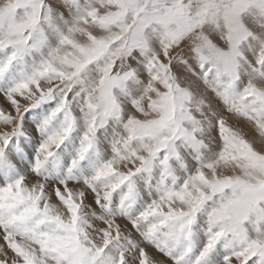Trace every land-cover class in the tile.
Listing matches in <instances>:
<instances>
[{
    "label": "snow or ice",
    "instance_id": "snow-or-ice-1",
    "mask_svg": "<svg viewBox=\"0 0 264 264\" xmlns=\"http://www.w3.org/2000/svg\"><path fill=\"white\" fill-rule=\"evenodd\" d=\"M74 6L0 0V264H264V182L218 177L196 139L123 134L60 70Z\"/></svg>",
    "mask_w": 264,
    "mask_h": 264
},
{
    "label": "rangeland",
    "instance_id": "rangeland-1",
    "mask_svg": "<svg viewBox=\"0 0 264 264\" xmlns=\"http://www.w3.org/2000/svg\"><path fill=\"white\" fill-rule=\"evenodd\" d=\"M194 1L199 4L191 5ZM43 3H52L58 15L64 0ZM260 5L264 7V0H76L71 16L65 13L70 25L60 24L64 42L58 47L67 62L58 67L79 77L86 100L97 106L110 101L117 120L126 126L120 128L123 134L132 129L143 138L155 131L161 141L196 139L218 177L256 185L264 182V171L253 166L264 158V73L255 68L264 69V57L259 55L257 65L250 54L246 63L252 78H243L246 70L236 47L242 37L253 47H264L262 32L242 18ZM218 9H227L235 30L229 38L221 31L226 42H234L231 50L219 40L221 23L217 31L206 29L213 19L209 12ZM48 16L45 8V20ZM163 27V35L174 38H161ZM211 57L219 62L211 64ZM227 86L232 89L228 95ZM218 121L232 145L227 161L218 159L225 147ZM191 147L181 143L189 157ZM205 171L212 179L213 171Z\"/></svg>",
    "mask_w": 264,
    "mask_h": 264
},
{
    "label": "crops",
    "instance_id": "crops-1",
    "mask_svg": "<svg viewBox=\"0 0 264 264\" xmlns=\"http://www.w3.org/2000/svg\"><path fill=\"white\" fill-rule=\"evenodd\" d=\"M230 9H232V8H230ZM257 10H248L245 14H244V16L242 17V15L240 14V19H241V17L244 19L245 18V22H246V18L248 17L249 18V22L251 23V25L253 24V25H255V27H257V30H259L258 32H262V36L264 37V14H263V12H261L260 11V9L261 10H264V7L263 6H261L260 5V9L259 8H256ZM233 10H231L230 12H229V16H230V18H231V12H232ZM210 14H211V16L213 15V19L209 22V25L207 26V28L206 29H208L209 28V26H210V30L212 29V31H217V25H218V22L219 23H221V27L219 28V31L221 32V31H223V30H226L227 32H228V35H226V37L227 38H229V37H231V35L233 34V31H235L234 30V28H233V24H231L230 23V20H229V18L228 17H226V14H227V9H221V10H216V11H211V12H209ZM260 14H263L262 16L260 15ZM233 16V15H232ZM232 19V21H233V18H231ZM242 20V19H241ZM215 22V23H214ZM217 22V23H216ZM165 24V22H162V25H164ZM246 24H247V22H246ZM169 25H171V24H169ZM260 26H263V29H260L259 27ZM176 28V27H175ZM177 29V28H176ZM249 29V28H248ZM162 30V34H160L159 36L162 38V37H164L165 36V38H167V37H171V35H168V36H166V35H163V30H164V27L161 29ZM160 30V31H161ZM159 31V32H160ZM242 33H244V31L242 32ZM222 32L219 34V40L221 41V42H223V44L226 46V47H229V50H231V48H234L233 46V43L232 44H230L231 43V38H230V41L229 42H226L225 40H224V38L222 37ZM171 38H174V36L173 37H171ZM174 40L175 39H173V41L172 42H174ZM239 42L240 43H238V45H237V51L240 53L239 55H238V57H237V59H240L241 60V62L243 63V65L245 66V70H246V75L245 74H243L241 77H246L247 78V75H249V77L250 78H252L251 76H250V71H249V69H248V64L247 63H249V61L250 60H252L251 58H250V60H249V55L250 54H252L253 53V55H251L252 57H257L256 59H255V61H257L256 62V64L257 65H259L260 64V61H261V57L259 56V55H261V56H263L264 57V47L263 46H261V45H256L255 47H253L254 46V44H251L250 43V40H246V39H243V37L241 38V40H239ZM264 44V43H263ZM219 45V44H218ZM164 46H165V44H164ZM231 47V48H230ZM255 48V49H254ZM228 50H226V52H227ZM243 53V54H242ZM243 57V58H242ZM260 57V58H259ZM199 58H201V56L199 55ZM212 58V57H211ZM207 59V58H206ZM264 59V58H263ZM209 60V59H208ZM200 61H203L204 62V64H206L207 65V61L206 60H204V59H200ZM210 62H211V64H213V65H215V63L214 62H219L216 58H212L211 60H209ZM247 62V63H246ZM246 64V65H245ZM202 68H203V66H202ZM256 70L255 71H259L261 74H262V76H263V73H264V69L262 68V67H260V65L258 66V68L256 67L255 68ZM209 71H211V66H210V68H209ZM212 72V71H211ZM206 73V72H205ZM225 73V72H224ZM216 74V73H215ZM216 77V76H215ZM218 77V76H217ZM262 78H264V77H262ZM227 79H229V78H227ZM230 80V79H229ZM195 81V80H194ZM256 83L258 84L259 82H257V80H256ZM225 87V86H224ZM227 88H228V91L226 92V94L228 93V94H231V92H232V89L230 88V87H228L227 86ZM202 89V88H201ZM199 92L201 91L200 89L198 90ZM204 91V90H203ZM203 91H201V92H203ZM206 92V94H207V92H209V94H207V95H209L211 98H212V92H210V91H205ZM251 92V91H250ZM216 94H218L217 92H215ZM247 92L246 91H244V92H242V95H244V94H246ZM227 94V95H228ZM213 99H215V100H217V97L216 98H213Z\"/></svg>",
    "mask_w": 264,
    "mask_h": 264
},
{
    "label": "flooded vegetation",
    "instance_id": "flooded-vegetation-1",
    "mask_svg": "<svg viewBox=\"0 0 264 264\" xmlns=\"http://www.w3.org/2000/svg\"><path fill=\"white\" fill-rule=\"evenodd\" d=\"M195 4H199L198 2L194 1V2H191V5H195Z\"/></svg>",
    "mask_w": 264,
    "mask_h": 264
}]
</instances>
